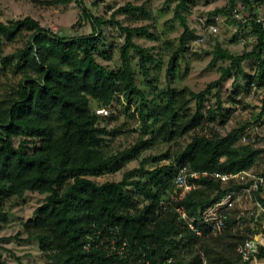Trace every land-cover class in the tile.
<instances>
[{"label": "trees", "instance_id": "trees-1", "mask_svg": "<svg viewBox=\"0 0 264 264\" xmlns=\"http://www.w3.org/2000/svg\"><path fill=\"white\" fill-rule=\"evenodd\" d=\"M261 2L264 0H228L213 13L229 16L230 12L232 16L233 9L242 4L253 17V6ZM185 5V0H179L174 8L183 31L171 61L186 48L187 37L192 34L180 12ZM83 12L91 32L80 35L44 28L31 17L9 23L0 20V79L7 71L19 77L0 92V215L6 199L21 197L27 191L45 194L33 217L22 223V230L23 241H34L47 264H128L130 258L140 259L142 264L145 260L162 264L168 258L172 260L167 264H249L240 261L236 248L250 230L233 232L227 228L215 238L199 237L178 219L174 207L198 219L239 186L235 182L221 184L212 173L248 170L262 160V148L240 142L245 125L227 132L216 128L227 123L233 112L221 100L223 79L244 74L242 62L253 56L256 70L247 76L244 91H263L264 110L261 24L254 20L242 24L232 17L238 26L256 36L252 48L234 54L216 44L212 60L229 61L220 68L216 80L199 92L167 88L161 98L164 103L146 108V112V96L136 84L129 50L137 55L142 76L148 77L154 55L134 43L133 36L151 34L144 27L123 26L114 19L116 14L145 15V10L125 3L117 7L110 20L92 16L84 7ZM110 23L124 34L116 69H108L95 57L101 27ZM22 31L30 32L25 45L3 55L4 44L11 43ZM211 95L215 104L205 107ZM118 96L127 101L137 98L142 123L148 126L152 120L155 125L150 135H139L129 146L108 153L104 149L108 138L118 129H110L95 110L111 107ZM190 100L195 103L193 110ZM159 143H179L166 163L147 167L157 160L147 156L137 167L124 171L120 180L93 179L120 171ZM182 165L198 175L190 178L193 188L181 198H171L179 192L173 181ZM259 201L264 206V198L259 197ZM111 241L116 247L120 241L127 243L122 254H116ZM257 258L264 261V245L259 246ZM0 264H6L1 251Z\"/></svg>", "mask_w": 264, "mask_h": 264}, {"label": "rangeland", "instance_id": "rangeland-1", "mask_svg": "<svg viewBox=\"0 0 264 264\" xmlns=\"http://www.w3.org/2000/svg\"><path fill=\"white\" fill-rule=\"evenodd\" d=\"M76 0L66 3H58L56 0H0V20L9 23L13 20L31 17L38 21L44 28L62 30L70 35L88 34L91 32L89 20L84 16L83 7L92 16L103 17L107 20L117 7L130 3L142 6L145 15L116 14L114 19L121 25L128 27H144L151 34H136L134 43L147 48L155 58L149 65L150 72L144 78L137 66V55L130 49L132 65L135 71L136 84L144 91L146 108L163 104V92L167 88L176 90L188 89L193 92L203 90L206 85L220 76V68L229 64L228 60H212V51L216 44L228 49L234 54H240L243 50H250L255 43L250 37V31L243 26H238L232 16L213 13L215 8L225 6L228 0H185L186 5L180 12L186 17L187 25L192 31L188 35L186 48L178 52L171 61L176 48L179 45L180 34L183 31L178 18L174 16V8L179 0ZM240 3V0H234ZM262 3V2H261ZM253 7L260 14H264L263 5ZM83 6V7H82ZM201 18L207 24L217 27L214 35H207ZM113 19V20H114ZM205 33L206 40L201 44L193 43L200 33ZM29 31H22L11 43L3 46L2 54L12 53L22 48L29 36ZM241 39L245 42L241 43ZM124 34L113 23L101 27L99 50L95 54L96 60L108 69H116L120 65L119 47L123 44ZM257 66L255 56L244 60L242 68L244 74L239 77L224 78L220 88L221 100L224 106L233 108V112L227 123L216 128L221 132H227L231 128L246 126L249 135L256 139L264 138V124L259 120V107L263 91H252L248 94L244 91L247 76L254 73ZM19 77L11 71L0 79V92H4L7 84H14ZM215 90H212V93ZM161 100V101H160ZM215 104V97L209 96L204 106ZM194 100L189 101V108L193 110ZM138 99H126L118 96L116 102L108 108V114L102 118L107 120L110 129H118L115 136L108 138L105 151L116 152L119 149L134 143L139 135H150L154 122L149 120L145 126L139 116ZM146 112H148L146 110ZM258 126V130L252 127ZM179 147V143H159L154 148L144 151L141 156L128 162L120 171L113 174H104L95 177L98 182L120 180L124 171L137 167L139 161L147 156L157 157L156 161H150L147 167L163 164L168 161L167 156ZM262 160H258L257 169ZM45 200V194L27 191L21 197H11L2 202V215H0V251L6 264H47L46 258L39 251L34 241L25 242V233L22 223L33 217L34 210ZM259 264H264L261 261Z\"/></svg>", "mask_w": 264, "mask_h": 264}, {"label": "built area", "instance_id": "built-area-1", "mask_svg": "<svg viewBox=\"0 0 264 264\" xmlns=\"http://www.w3.org/2000/svg\"><path fill=\"white\" fill-rule=\"evenodd\" d=\"M253 17L246 12V6L240 4L233 9L232 17L242 24L247 21L254 20L261 24L264 29V14H260L254 9ZM201 23L206 28L207 35H214L217 32V27L213 24H206L204 18H201ZM205 33H200L193 40V43L201 44L206 40ZM250 39L256 42V36H251ZM245 40L241 39V43ZM262 98V96H261ZM96 114L102 117L108 114V108H97ZM259 120L264 124V110L259 107ZM258 130V126L252 127ZM240 142L243 144H251L254 147H260L264 150V138L261 140L256 139L253 135H249L247 130L241 134ZM198 172L190 170L187 165H182L178 168L175 175L173 184L177 196L171 195V198H181L184 193L193 188L194 185L190 178H195ZM212 176L217 179L221 184H228L230 182L238 183L239 186L229 191L222 196L218 201L208 207L198 219L188 217L186 212L181 207H174L178 219L182 220L186 227L196 236L199 237H218L227 228H231L233 232L244 231L246 232L244 240L238 244L236 253L241 262H248L249 264H259L257 258V251L260 245H264V206L259 201V197L264 198V151L262 152V163L259 169L254 166L248 170L239 172H214ZM233 221L234 223L232 224ZM231 223L230 226L228 224ZM112 249L116 254H122L125 250L127 243L120 241L119 246L116 247L114 241H111ZM168 258L162 264L171 262ZM142 264V260L129 259L128 264ZM143 264H151L150 261L145 260Z\"/></svg>", "mask_w": 264, "mask_h": 264}, {"label": "crops", "instance_id": "crops-1", "mask_svg": "<svg viewBox=\"0 0 264 264\" xmlns=\"http://www.w3.org/2000/svg\"><path fill=\"white\" fill-rule=\"evenodd\" d=\"M259 4V3H258ZM258 4H256V5H258ZM260 5H263V7H264V2H262ZM255 9V8H254Z\"/></svg>", "mask_w": 264, "mask_h": 264}]
</instances>
